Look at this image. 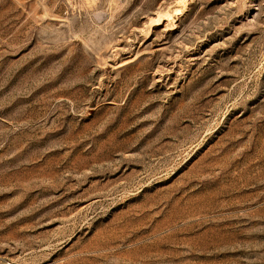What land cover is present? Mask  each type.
Listing matches in <instances>:
<instances>
[{
	"label": "rangeland",
	"instance_id": "1",
	"mask_svg": "<svg viewBox=\"0 0 264 264\" xmlns=\"http://www.w3.org/2000/svg\"><path fill=\"white\" fill-rule=\"evenodd\" d=\"M0 264H264V0H0Z\"/></svg>",
	"mask_w": 264,
	"mask_h": 264
}]
</instances>
